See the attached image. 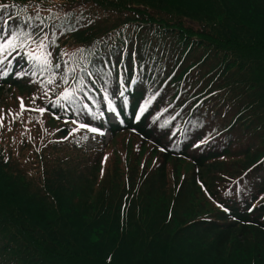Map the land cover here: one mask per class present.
Returning <instances> with one entry per match:
<instances>
[{"label":"trees","instance_id":"trees-1","mask_svg":"<svg viewBox=\"0 0 264 264\" xmlns=\"http://www.w3.org/2000/svg\"><path fill=\"white\" fill-rule=\"evenodd\" d=\"M235 2L0 0L26 13L23 25L16 17L11 22L21 40L26 37L19 26L39 39L47 36L49 65L57 70L47 86L51 71L28 57L36 50L30 41L27 48L0 54L23 58L27 66L18 69L19 79L13 78L18 65L0 77V96L8 85V96L21 97L25 106L9 116L15 129L0 122L6 130L0 129V264H259L241 254L220 260L217 253L237 225L243 233L248 226L264 233V0ZM196 37L198 46L185 44ZM65 88L72 92L68 99L60 95ZM105 97L116 113L122 107L130 113L123 114L121 126H109L108 144L92 149L85 147L81 129L67 133L66 126L62 136H51V128L36 120L42 113L30 110L42 107L72 120L71 106H88L89 119L79 123L99 126L98 112L109 107ZM152 97L137 122L129 117ZM127 129L140 147L148 140L162 147L164 162L180 157L202 167L232 158L231 170L217 171L218 181L209 184L215 209L181 226V211L163 206L169 205L171 186H155L152 171L129 177L136 169L131 161L123 180L112 161L101 166L98 154ZM131 150L138 156V146ZM67 199L73 201L71 217L59 209ZM206 235L218 237L213 254L194 244Z\"/></svg>","mask_w":264,"mask_h":264},{"label":"rangeland","instance_id":"rangeland-1","mask_svg":"<svg viewBox=\"0 0 264 264\" xmlns=\"http://www.w3.org/2000/svg\"><path fill=\"white\" fill-rule=\"evenodd\" d=\"M8 1L16 4L18 0ZM227 1L233 5L238 4L235 2L236 0ZM199 9L202 8L199 7ZM234 13L237 14V12L235 11ZM26 16V13L12 11L9 8H7V10L0 8V37H6L10 34V32H12L13 30L15 31V28L17 26L14 28L13 23H11L13 17L18 18V23L23 25V20ZM162 18L163 16L160 17V19ZM255 18L257 19L259 17L255 15ZM158 20H155V22L158 23ZM190 24L194 28H200V26L195 22H190ZM149 26L158 27V25L152 24H149ZM29 28L30 26H27L25 29ZM19 29H22L21 32H26L22 26H19ZM143 34H145L146 36L149 35V37L154 41L162 43V41L154 33H147L146 31H144ZM196 40L199 39L197 37L195 39H186L185 44L198 46L199 42ZM65 43L70 42L67 40ZM213 47L217 50L222 49L215 46ZM11 50L12 49H9L8 51H6V53L11 52ZM15 59L21 64V66L26 64L23 58L15 57ZM232 66H234L233 63ZM46 69L48 71H51V74H49L46 78L47 86H49L50 84L48 83V81L49 79L54 81V75L55 73H57V70H55L54 67L51 68L49 64ZM31 71L32 73H35L32 68ZM46 92L51 93L50 90H47ZM8 95L4 94L3 96H0V122L6 123V125H10L15 129L16 124H12L9 122V116H13L15 110L19 108L21 102L19 98L21 97L17 98L16 96L11 97ZM11 99L15 101H11ZM33 100L34 98H32V101ZM71 107H75V105ZM40 115L36 117V120H38L41 125H43L45 122L47 124V127L51 128V136H62L60 129L63 127L68 126V129H66L65 132L69 133L71 127L79 126L76 124L74 119L71 120L69 117H65V115L61 116L60 119L55 116H51L46 112ZM153 117V120L156 123H163L162 120H157L158 117ZM148 124L149 122H147V125ZM0 129L6 131L2 126L0 127ZM12 132L16 133L17 131ZM33 133L34 132H32L31 135L35 138ZM117 135V138L110 144V147L101 154H98L101 155L98 157V161L100 162L101 166H106V164H109L112 161L115 170L118 173V177L122 178L123 180L127 179V176L125 175V167L129 166L131 161H133L136 169L130 171L129 177H135L139 170H143L146 173L152 171V180L156 184L155 186H159V183H161V185L163 186H171V190L173 191V193L170 198L169 205L166 204L163 206L167 209L168 207H174L176 210L178 209L179 211H181V217L183 220L181 222V226H186L197 219L203 218L207 213L212 212L215 209L213 207L214 201L210 198L209 195L212 187L209 188V191L208 187L211 182L218 181L215 177V173L217 171L226 169L229 172L231 170L233 164V162L231 161L232 158H224L213 162L209 161L202 167L196 166L191 160L180 157H169L164 162V157L162 155L163 150L155 147L149 141H147L140 147L137 139L132 138L128 135H123V133L121 132L117 133ZM109 137L110 134L106 133V136L104 137L105 141H107ZM137 146L138 152H136V155L138 156H131L133 155V151L131 150V148L135 151L137 149ZM119 151H122L124 153ZM2 169L3 166L0 165V171ZM37 176H39V179L41 178L39 173L37 174ZM99 178L100 179L98 184H100L101 175H99ZM182 198H185L186 200L181 204L180 201ZM72 202H69V199H67L60 204L59 209L62 210V216L64 215L66 217H71V213H69L67 209L71 206ZM36 206L38 208H45L39 203H36ZM170 213H173V210H170ZM146 224L147 222H144L143 227H145ZM17 227L20 228V224ZM236 228V230L231 232L229 242L217 250L218 255H220L219 259L230 261L234 259L233 255L241 254L242 256L247 257L246 262H248V256H251L253 258V261L255 260L259 264H264L263 231L255 227L248 226L246 228V231L243 233V231L241 232L240 225H237ZM20 231L28 232L30 231V229H28L27 227H21ZM217 240L218 237H216L215 235H206L205 237H201V240L195 241L194 244L198 245V250L203 252V254L206 255V252L213 254V251L216 249Z\"/></svg>","mask_w":264,"mask_h":264},{"label":"snow or ice","instance_id":"snow-or-ice-1","mask_svg":"<svg viewBox=\"0 0 264 264\" xmlns=\"http://www.w3.org/2000/svg\"><path fill=\"white\" fill-rule=\"evenodd\" d=\"M9 5L7 4H0V8H7ZM39 27V26H37ZM35 31V29L33 30ZM41 33L43 32V29L39 30ZM23 35L26 37L25 40L20 39V35L16 31L10 32L9 35L6 37H0V54H3L4 52L8 51L9 49H16V48H27L28 42H32L36 44V50L34 51H28L27 55L29 58L36 59L38 61H42L44 64H50L51 63V53L47 51V45L44 43V40L47 39V36L44 37V39H39V37H34L33 32H27L23 33ZM39 53V54H37ZM67 55V53H64ZM56 67H59V65H56ZM19 74V73H18ZM66 79V78H65ZM49 84L53 83L51 79L48 81ZM47 95V93H45ZM65 99H68L72 92L69 88H65L64 91L60 94ZM120 95L123 96V92H120ZM21 100L20 107L23 110L25 108L23 104L22 98H19ZM59 99V97H58ZM105 99H108V105L109 109L114 111V108L112 107V102L108 97H105ZM151 99H154V97L147 99L144 104L140 106V111L137 113L136 118L139 119L140 115L147 109V106L151 103ZM32 111H37L39 113H44L46 111L45 108H34L30 109ZM80 127L82 128H88L92 132H99L100 134H103L100 132L99 128L92 127L89 124H81ZM75 130V129H74ZM204 141H201L203 143ZM163 150V149H162ZM227 210V209H225Z\"/></svg>","mask_w":264,"mask_h":264},{"label":"bare ground","instance_id":"bare-ground-1","mask_svg":"<svg viewBox=\"0 0 264 264\" xmlns=\"http://www.w3.org/2000/svg\"><path fill=\"white\" fill-rule=\"evenodd\" d=\"M80 68V66H76L75 68H73V69H71V74H74L75 72H77V70ZM84 72V71H83ZM216 120H220V119H216ZM101 128L103 129V130H106L105 128H103L102 126H101ZM180 128H185V127H183V126H181ZM228 198V197H227Z\"/></svg>","mask_w":264,"mask_h":264}]
</instances>
